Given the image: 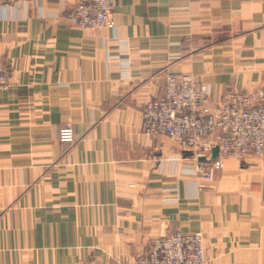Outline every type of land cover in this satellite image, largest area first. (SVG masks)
<instances>
[{"label":"crops","instance_id":"obj_1","mask_svg":"<svg viewBox=\"0 0 264 264\" xmlns=\"http://www.w3.org/2000/svg\"><path fill=\"white\" fill-rule=\"evenodd\" d=\"M75 4L0 7V264H132L195 232L211 264H264V156L211 153L205 181L141 132L167 75H196L210 106L264 86V0H114V28L91 31Z\"/></svg>","mask_w":264,"mask_h":264},{"label":"built area","instance_id":"obj_2","mask_svg":"<svg viewBox=\"0 0 264 264\" xmlns=\"http://www.w3.org/2000/svg\"><path fill=\"white\" fill-rule=\"evenodd\" d=\"M27 0H0V7ZM114 0H76L65 16L81 30L113 29ZM9 69L0 60V92L8 88ZM210 96L194 74L165 76L163 94L141 109V131L150 137L166 136L193 162L195 174L212 181L214 164L209 160L217 148L219 158L264 156V86L252 91L233 90L210 106ZM62 142H71L72 128L60 129ZM202 187L204 185H201ZM132 264H211L205 254L203 234L176 233L158 238L136 256Z\"/></svg>","mask_w":264,"mask_h":264},{"label":"water","instance_id":"obj_3","mask_svg":"<svg viewBox=\"0 0 264 264\" xmlns=\"http://www.w3.org/2000/svg\"><path fill=\"white\" fill-rule=\"evenodd\" d=\"M212 154H213V156H216L217 155V148H213L212 149Z\"/></svg>","mask_w":264,"mask_h":264},{"label":"rangeland","instance_id":"obj_4","mask_svg":"<svg viewBox=\"0 0 264 264\" xmlns=\"http://www.w3.org/2000/svg\"><path fill=\"white\" fill-rule=\"evenodd\" d=\"M143 107V106H142ZM141 125H142V118H141ZM142 132V131H141ZM143 133V132H142ZM168 237V236H167Z\"/></svg>","mask_w":264,"mask_h":264}]
</instances>
